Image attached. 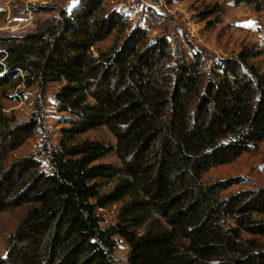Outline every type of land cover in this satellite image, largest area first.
Segmentation results:
<instances>
[{
	"label": "trees",
	"instance_id": "obj_1",
	"mask_svg": "<svg viewBox=\"0 0 264 264\" xmlns=\"http://www.w3.org/2000/svg\"><path fill=\"white\" fill-rule=\"evenodd\" d=\"M32 8L58 13L24 35H0V87L63 82L55 101L67 115L43 158H15L42 115L38 104L26 121L0 111V216L29 204L0 264H117L119 238L129 246L123 264H264V187L227 193L241 177L205 178L264 142L261 52L207 64L196 49L189 61L166 33L150 36L105 0ZM102 126L115 143L80 138ZM111 154L119 161H101ZM113 203L116 221L104 226L100 209Z\"/></svg>",
	"mask_w": 264,
	"mask_h": 264
},
{
	"label": "rangeland",
	"instance_id": "obj_2",
	"mask_svg": "<svg viewBox=\"0 0 264 264\" xmlns=\"http://www.w3.org/2000/svg\"><path fill=\"white\" fill-rule=\"evenodd\" d=\"M77 0H0V35H24L36 28L39 21L56 15L57 10L35 13L33 5H52L71 8ZM219 4L221 11L203 19L204 10ZM107 8L120 7L127 11L133 24L144 26L150 36L167 34L172 49L180 48L186 58L193 60L197 49L202 51L210 64L213 57L229 58L236 56L245 47L260 51L253 61L264 70V6L257 10L249 3L234 0H105ZM250 22H255L249 26ZM115 33L99 43L101 47L111 45ZM63 82L50 83L43 90L36 84L31 87L20 85L17 88L0 87V111L13 114L20 121H26L37 108L44 123L42 129L27 139L13 157L35 152L42 156V145L49 142L56 146L61 139L63 118L56 101L57 91ZM80 138L100 139L115 143L116 138L106 127L91 129L80 135ZM103 162H118L115 154L101 159ZM241 177L242 182L234 184L226 192L247 188L264 187V142L254 152H245L234 162L211 168L205 178L216 181ZM121 203H113L100 209L103 225L108 226L116 221ZM29 204L6 211L0 216V255L6 252V244L10 233L16 229L19 221L26 214ZM246 237H254L244 234ZM264 243V236H256ZM129 246L119 238L114 252L117 264L127 260Z\"/></svg>",
	"mask_w": 264,
	"mask_h": 264
},
{
	"label": "snow or ice",
	"instance_id": "obj_3",
	"mask_svg": "<svg viewBox=\"0 0 264 264\" xmlns=\"http://www.w3.org/2000/svg\"><path fill=\"white\" fill-rule=\"evenodd\" d=\"M254 23H255V22H250V23H249V26H252Z\"/></svg>",
	"mask_w": 264,
	"mask_h": 264
}]
</instances>
